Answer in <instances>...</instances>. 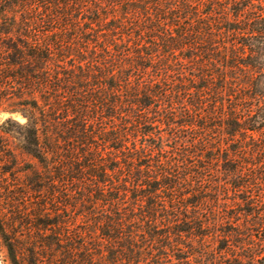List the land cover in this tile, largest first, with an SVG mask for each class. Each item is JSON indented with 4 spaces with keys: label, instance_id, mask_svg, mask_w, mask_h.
<instances>
[{
    "label": "trees",
    "instance_id": "16d2710c",
    "mask_svg": "<svg viewBox=\"0 0 264 264\" xmlns=\"http://www.w3.org/2000/svg\"><path fill=\"white\" fill-rule=\"evenodd\" d=\"M9 82L21 94L5 110L27 121L0 120V181H20L35 193L54 191L66 179L96 185L88 189L95 198L89 203L103 202L114 214L96 222L97 230L126 240L120 250H104L99 236L93 248L87 228H71L62 208L49 212L43 199L32 222L13 213L16 225L38 230L24 260L10 240L9 219L0 215L13 264H162L144 258L132 235L124 237L126 221L135 218V209L127 220L120 208L130 192L133 205H142V230L154 240L153 224L167 210H160L161 192L180 195L167 196L170 222L205 201L182 196L264 193V0H0V87ZM164 126L174 135L187 132L202 153L197 168L186 167L185 188L171 159L133 165L155 148L162 153L163 144L149 139L162 141ZM139 136L135 154L130 146ZM180 198L189 201L181 205ZM249 199V224L264 229ZM82 212L92 207L86 202ZM187 222L174 233L202 235V216ZM246 253L228 264H264V250Z\"/></svg>",
    "mask_w": 264,
    "mask_h": 264
},
{
    "label": "rangeland",
    "instance_id": "374dc122",
    "mask_svg": "<svg viewBox=\"0 0 264 264\" xmlns=\"http://www.w3.org/2000/svg\"><path fill=\"white\" fill-rule=\"evenodd\" d=\"M18 86L19 85L14 82H9L7 85L0 87V94L4 97L2 101L3 104L0 107V120L2 121L10 116L20 122L27 121L21 113H10L5 110V108L19 102L20 99L17 97V94H21V92ZM178 110H182V108L179 107ZM162 129L161 133L164 135V139L162 141H157L156 139L155 141V138H151L149 139V143L158 142L157 145L162 143L164 149L162 151L163 154L155 148L154 151L149 152V156L143 157L140 162L138 161L133 165L138 169L142 162L154 167L160 160L171 159V163H173L172 161H175L173 163L174 165L177 163V166L172 169V172L178 176L181 188H185L187 186L184 180L185 172L190 171L186 167L192 164L194 165L192 167L193 169L197 168L196 165L200 163L199 158L202 153H197L195 151L197 148L192 146V141L188 142V137H186L187 132L178 133L177 137L169 128L164 126ZM140 139L141 137L139 136L136 148H134L133 145L130 146L132 153L136 154L138 152L137 148H140ZM95 140H97V144L100 148L106 149L104 142L99 140V137H96ZM68 148L69 146L67 144L62 146L65 154ZM109 151L110 149L108 148L103 151L104 156H108V154L110 156ZM175 156L177 157L176 160H174ZM186 158L188 160H186ZM142 169H144V167H142ZM154 169H156V167ZM125 173L128 176V172ZM136 174L138 175L139 172H136ZM207 174L211 177V183L214 184L215 180L213 179H216V177L212 172H208ZM128 179L130 178L128 177ZM93 180L95 181V179ZM5 183L6 182L0 181V215L1 218L6 219V221L9 219V221L5 223L7 224V229L11 236L10 240L13 241L17 247L19 260L29 258V249L39 240L37 239L38 230H35L34 223L28 222L24 225H16L13 221V213L21 212L22 215L27 216L26 218L31 219L32 222V220H35L34 213L36 212V208L43 199H47V209L49 212H52L51 209L55 206L62 208V213L65 218L72 220L69 222L71 228H79L80 230L87 228V230L91 232L87 239L93 243V248L96 246L94 245V241L98 240L99 236L103 237L101 240L105 243V246H103L104 250L115 247L120 248H115L114 250H120L121 245L126 242V240L123 241V239L111 240L101 235V230H97L98 226H95L96 222L100 220L108 221V216H113L114 214L111 215L112 207L108 205L105 206L103 202L98 201L91 204L89 203L90 199L93 200L95 198L91 197L88 189H96V185H91L89 182L80 183L74 179H66L56 184L57 187H55L54 191H49L47 188V190L42 193H35L29 192L25 186L20 184V181H12L9 179V183ZM196 187H198V185H196ZM130 188H133V186ZM19 189L24 193H18L17 190ZM131 190L132 192L134 191L133 189ZM254 194L253 196H182L188 198L190 201L196 202L203 197L205 201L198 203L197 207H190L188 212L184 209L183 212L185 213H177V217L172 219L173 222H170L171 219H167L166 216L168 213H173L170 210L171 207L169 206L170 203L167 196L176 197L180 195L168 193L167 191L161 192L157 195L161 196L160 202L162 205L160 210H164L165 208H167V210L159 214L157 223L153 224L156 230L158 229V234H156V238L158 239L154 240L142 230L145 226L139 218L142 205H133V198L131 196H133L134 193L131 194L130 192L129 195L131 196L121 199L122 205L120 208L127 220V214H130L129 212L135 209L133 213L136 219L134 218L131 222L126 221L128 224L125 229L124 237L132 235L135 243L139 246H144L146 249L147 253H145L144 258H147V260L160 259V261L163 260L162 264H170L171 262L172 264H211L212 262L213 264H228L233 261L234 258H239L243 254H247V250H252V248L258 251L264 250V242L262 240V238H264V229L261 228L258 230L257 227L249 224L248 220H250V217L245 215L246 210H250L251 208L248 203L250 200L249 198H251L254 202L251 212L255 213V217H261L264 222V193L260 194L255 191ZM187 195H189V193ZM189 200L186 199L183 201L180 198L178 202H181V205H183L187 204ZM86 202L92 207V212L83 215L82 208ZM137 207H139V209H137ZM168 210H170V212H168ZM234 214L238 215L237 218L239 220L230 217ZM200 216H202L205 221L204 228L200 230L202 235H199L197 229L188 233L184 231L174 233L179 229L183 230L188 227V217L191 219L197 218L198 220ZM225 221L227 223L224 227H221L222 222ZM102 228H104V226H102ZM129 228L133 229V233H129ZM103 230L104 232H108V230ZM227 231H229L230 234L227 233ZM237 241H239V243H237ZM93 250L96 251L95 249ZM250 254H252V252H250ZM0 264H13V259L7 247V243H5L1 235Z\"/></svg>",
    "mask_w": 264,
    "mask_h": 264
},
{
    "label": "bare ground",
    "instance_id": "6f19581e",
    "mask_svg": "<svg viewBox=\"0 0 264 264\" xmlns=\"http://www.w3.org/2000/svg\"><path fill=\"white\" fill-rule=\"evenodd\" d=\"M5 114V113H4Z\"/></svg>",
    "mask_w": 264,
    "mask_h": 264
}]
</instances>
